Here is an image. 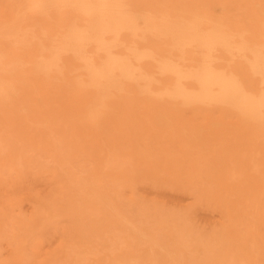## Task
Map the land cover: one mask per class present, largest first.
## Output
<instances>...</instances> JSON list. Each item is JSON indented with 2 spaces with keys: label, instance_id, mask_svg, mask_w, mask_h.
Instances as JSON below:
<instances>
[{
  "label": "bare ground",
  "instance_id": "obj_1",
  "mask_svg": "<svg viewBox=\"0 0 264 264\" xmlns=\"http://www.w3.org/2000/svg\"><path fill=\"white\" fill-rule=\"evenodd\" d=\"M6 2L0 264L89 254L109 229L124 245L89 264H264V0ZM41 178L47 192L24 198L21 183ZM139 185L191 202L145 200ZM119 189L151 229L121 211ZM24 199L16 224L7 212ZM197 210L219 220L200 227ZM53 233L56 250L36 260Z\"/></svg>",
  "mask_w": 264,
  "mask_h": 264
},
{
  "label": "rangeland",
  "instance_id": "obj_2",
  "mask_svg": "<svg viewBox=\"0 0 264 264\" xmlns=\"http://www.w3.org/2000/svg\"><path fill=\"white\" fill-rule=\"evenodd\" d=\"M242 1V0H241ZM245 2V1H244ZM243 2V3H244ZM7 6L6 0H0V14L2 15L5 12ZM34 160H39L44 163L51 164L52 162L47 159H42L43 155L39 156L36 153H33ZM38 157V158H37ZM21 185L25 187H20L19 189L25 188V195L23 197L30 198L31 196H41L45 192H47L49 188V182L45 178L38 179L34 182H22ZM27 187V188H26ZM136 194L142 197L145 200H154L161 202L169 207H183L188 205L191 202L190 196L186 194H177L168 191H156L149 187H144L139 185L136 187ZM28 191L32 192L33 194L28 195ZM118 196L114 200L121 208V211L129 218L136 221L138 224H144L146 228L151 229L154 225L152 223L153 218L148 216V214L142 213V208H137L136 205L128 203L129 199V192L127 189H119ZM31 210V202L30 200L24 199L21 201L18 206L14 207L12 210L7 212V217L11 218V221H16V224L20 221L26 222L29 216V212ZM194 219L200 227L206 228L207 226L217 222L219 220V216L217 212L208 211V210H197L194 214ZM16 227V226H15ZM16 229V228H15ZM5 232L11 231V225H7L4 228ZM11 233L16 235L15 239L17 238L16 230H12ZM126 236V233L122 230L116 229H109L104 233L103 244H101L98 240L95 242L94 245H89V254H82L81 251L78 249L77 246H71L68 251H63L59 253L57 257L55 256L54 260L50 261L48 264H89L91 263V259L93 257L94 252H98L100 254L110 253L113 251H117L118 247H122L124 245L123 238ZM58 234L53 233L50 237L45 238L42 242L38 257L36 260H40L43 257L47 256L48 254L52 253L56 250L58 246ZM160 240L166 241L169 244H174L176 238L174 235H160L158 237ZM8 235L6 238H2L0 240V257L4 258L10 252V246L7 244ZM139 244L138 247H141V242L138 240ZM102 246H100L99 244ZM106 245V246H105ZM106 247V248H105ZM190 249L187 247H182L179 249L180 255L182 257H188L190 255ZM24 251H28L25 248ZM89 258V259H88ZM31 263L30 260H27L25 264H36Z\"/></svg>",
  "mask_w": 264,
  "mask_h": 264
}]
</instances>
